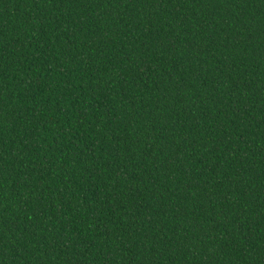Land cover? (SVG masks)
I'll list each match as a JSON object with an SVG mask.
<instances>
[{
	"label": "trees",
	"instance_id": "1",
	"mask_svg": "<svg viewBox=\"0 0 264 264\" xmlns=\"http://www.w3.org/2000/svg\"><path fill=\"white\" fill-rule=\"evenodd\" d=\"M0 264H264V0H0Z\"/></svg>",
	"mask_w": 264,
	"mask_h": 264
}]
</instances>
